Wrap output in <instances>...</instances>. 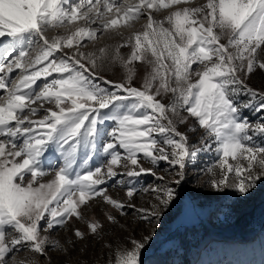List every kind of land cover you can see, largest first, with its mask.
Returning <instances> with one entry per match:
<instances>
[{
	"label": "snow or ice",
	"instance_id": "obj_1",
	"mask_svg": "<svg viewBox=\"0 0 264 264\" xmlns=\"http://www.w3.org/2000/svg\"><path fill=\"white\" fill-rule=\"evenodd\" d=\"M256 77L264 0H0V264H143L154 233L117 231L158 223L208 154L210 188L251 195Z\"/></svg>",
	"mask_w": 264,
	"mask_h": 264
},
{
	"label": "rangeland",
	"instance_id": "obj_2",
	"mask_svg": "<svg viewBox=\"0 0 264 264\" xmlns=\"http://www.w3.org/2000/svg\"><path fill=\"white\" fill-rule=\"evenodd\" d=\"M203 2L191 0L194 5ZM144 22L140 19L135 28L139 29ZM119 30L125 35L130 31L123 27ZM115 39L105 34L99 43L114 42ZM252 84L264 87L259 77L254 78ZM211 159V154L205 155L199 168L189 171L187 181L177 187L176 199L158 223H144L136 231H117V243L121 235L128 239L154 233L142 254L143 264L148 258L152 264H264V183L246 197L232 189L217 192L208 186L207 177L201 172ZM154 182L151 176H145L141 181L143 184ZM147 200L146 196L139 198L140 203ZM187 233L189 242L183 249L177 238ZM57 235L63 236V230ZM88 257L96 264H106L112 258L108 249L95 244Z\"/></svg>",
	"mask_w": 264,
	"mask_h": 264
},
{
	"label": "trees",
	"instance_id": "obj_3",
	"mask_svg": "<svg viewBox=\"0 0 264 264\" xmlns=\"http://www.w3.org/2000/svg\"><path fill=\"white\" fill-rule=\"evenodd\" d=\"M192 231L194 230V228L192 229V228H190ZM191 232V231H190ZM189 232V233H190ZM189 233H187V234H183V235H178V242H179V244H181L182 245V248L183 249H185V246H187L186 245V243L188 244V242H189V236H188V234ZM144 264H152V261H151V258H148L145 262H144ZM154 264V263H153Z\"/></svg>",
	"mask_w": 264,
	"mask_h": 264
}]
</instances>
